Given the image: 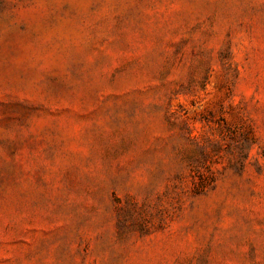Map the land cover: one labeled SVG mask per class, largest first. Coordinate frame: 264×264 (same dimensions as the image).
Masks as SVG:
<instances>
[{"label":"rangeland","instance_id":"374dc122","mask_svg":"<svg viewBox=\"0 0 264 264\" xmlns=\"http://www.w3.org/2000/svg\"><path fill=\"white\" fill-rule=\"evenodd\" d=\"M0 264H264V0H0Z\"/></svg>","mask_w":264,"mask_h":264}]
</instances>
